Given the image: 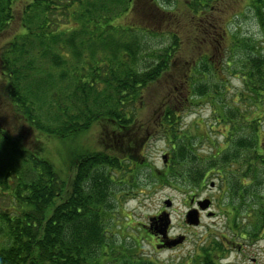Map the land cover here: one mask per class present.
<instances>
[{"label":"trees","instance_id":"1","mask_svg":"<svg viewBox=\"0 0 264 264\" xmlns=\"http://www.w3.org/2000/svg\"><path fill=\"white\" fill-rule=\"evenodd\" d=\"M237 2L246 3L264 31V0H0V198H6L7 203L5 208L0 207V264H154L136 255L132 245L118 242L114 237L117 233L108 226L114 207L110 184L116 182L113 171L121 170L119 158L104 150L85 153L77 158L72 175L62 179L43 155L45 148L37 142L34 147L26 145L21 137L7 130L3 120L11 114L12 107L30 126L63 142L90 119H96L103 126L101 138L109 133L111 141L117 143L118 136H124L122 149L129 153L133 144L127 133L134 114L127 117L121 111L122 97L136 101L143 88L175 65L181 39L177 25L186 18L201 33L211 34L204 53H192L187 66V76L193 84L191 97L195 100H186L196 105L208 102L214 108L225 145L213 143L211 151L201 156L194 150L195 138L179 125L182 109L176 111V106H168L159 112L157 124L174 145L170 167L156 178H171L177 186L193 181L201 187L212 172H218L223 175V184L230 188L227 195L232 207L228 212L237 218L247 206L246 194L252 193L259 203L257 217L264 224V201L258 197V189L264 188V146L260 136L264 49L254 42L256 39L239 32L233 33L230 45H224L230 30L223 19L229 10H223L220 17L216 12ZM212 32L217 34L215 40ZM147 35H165L168 40L148 51L149 58L143 50ZM215 43L223 44L218 47V64L209 52ZM97 47L102 48L99 52L104 56H97ZM68 48L78 58L84 53L91 56L89 73L99 81L84 78L88 77L81 73L84 67H77V76L68 83V73L56 78L35 65L45 57H51L57 65ZM231 75L240 78L243 87L231 97L227 89L225 97ZM60 81H66L63 87L73 84L77 89H68L62 101L53 97L50 104L43 103L44 91ZM187 83L182 85L183 93ZM98 84L108 91L110 105L103 104V111L88 105L92 95L87 92L98 90ZM79 101L85 109L72 106ZM45 106L48 117L56 121L70 107L78 111L68 114L69 124L63 128L51 127L39 116V109ZM256 111L262 115L254 114ZM37 134L39 142L43 133ZM114 148L111 142L108 150ZM193 157L206 165L198 163L193 167ZM182 167L186 174L177 171ZM249 178L251 182H244ZM237 196L242 200L235 202Z\"/></svg>","mask_w":264,"mask_h":264},{"label":"rangeland","instance_id":"2","mask_svg":"<svg viewBox=\"0 0 264 264\" xmlns=\"http://www.w3.org/2000/svg\"><path fill=\"white\" fill-rule=\"evenodd\" d=\"M223 10H229L226 12L225 19L223 20L228 23L227 25L230 30L228 37L224 40V45H230L233 40V33L239 32L243 36H251L256 39L254 42L264 49V31L259 27L253 13L247 8L245 2L228 3L226 7L222 6L220 9L218 8L216 11L219 14L218 17H220ZM197 20L199 21V19ZM177 27L180 29L177 33H179L181 39L175 65L161 78L152 81L148 87L143 88V92L140 93L136 101L128 100L124 95L122 97V103L120 104L121 111L127 117H131L134 114V123L128 129L130 133H127V137H130L129 140L133 144V149L129 153H124L122 149L126 140L124 136H118L117 143L111 141L109 133L105 134L103 139L101 138L103 126L96 119H90L89 124L79 127L80 130L77 133L75 131L72 137L67 138L63 142L51 137L50 133L41 132L35 129V127L30 126L26 121L22 120L19 114L13 111L12 107L11 114H8V117L4 118L5 120L3 121L8 125L7 130L11 134L21 137L26 145L34 147L37 142L39 143L38 145L44 147L43 155L62 179H67L69 175H72L73 168L78 164L77 158L85 153L104 150L108 151L109 156L119 158L121 170L119 168L113 171L112 176L116 177V182L110 184L111 203L114 204V207L111 210L112 217L108 222V226L112 232L117 233L114 237L118 239V242H124L125 246L132 245L135 247L134 253L139 257L145 256L144 258H148L149 260L151 256L157 260V264H187L184 259L186 255L183 256V254L191 250L196 243L201 242V246H206L208 243L216 241H225L226 247L237 246V243L243 245V250L241 251H232L227 248V253L224 255L226 260L241 257L242 254L249 256L255 250L252 248L254 245L251 243L257 241L264 242V239H262L264 237V224L262 225V221L257 217L256 207L259 206V203L257 202L256 195L252 193L246 194L247 206L235 218L233 214L228 212V207H232V199L227 195V190L230 188L226 183L223 184L224 178L221 177L223 176L222 174L212 172L201 187L196 183L194 185V182L191 180V183L187 182L181 184V186H177L176 182L171 178H156V176H161V172L165 173L170 167L169 159H171L172 145H174L170 142V136L163 132L162 126L157 124L159 112L168 106H176V111L180 110V108L182 109L180 110L181 121L179 125L183 127L185 133L195 138L194 150L201 156L205 157L211 151L213 143H216L217 146L225 145L221 134L222 126L217 124L214 118V108L208 102L196 105L186 100V97L195 100L194 97H191L193 84L187 76L189 73L187 66L193 56L192 53L196 55L204 53L209 43L206 41L211 39V34L201 33L194 26L193 22L187 18L181 24H178ZM194 28L197 29V32H194ZM216 37L217 34L212 32L213 40ZM167 43L168 40L165 35L161 37L147 35L143 46V50L146 51L145 57H150L146 54L148 51ZM223 44L215 43V47L209 51L210 54H214L216 63L219 58L218 47ZM101 49V47H97L96 53ZM63 55H65L63 60L58 62L57 65L52 63L51 57H45L40 61H36L35 65L41 67L45 73H51L56 78H60L61 73H68L70 75V79L66 80L68 83H73V80L77 76V67L85 68V71L81 73L83 75L88 74V77L84 76V78H87L89 81L92 82L94 79L100 80L99 77L90 76L89 69L92 66V58L89 54L84 53L82 57L78 58L77 55H72L71 50L68 48L67 52ZM97 56L104 55L102 52H99ZM183 77L188 82L184 93L182 92V88L186 82H183ZM227 80L229 83L224 89L225 97L227 96V89H229L228 97L241 91L243 81L240 78L231 75ZM66 81H60L49 90H45L44 94H42L44 95L42 102L50 104L53 101V97L62 101L68 95V89L72 91L77 89L73 84L63 87ZM96 87H98L99 91L91 90L87 92V95L89 93L92 95L91 102L88 105L93 106L98 111H103L105 109L103 104L108 103V91L100 84L96 85ZM174 90L176 93H174ZM77 95L79 98L82 97L80 90H78ZM54 102H57V100L55 99ZM114 102L115 99H113L112 105ZM62 105H64V102H62ZM74 105L81 109L86 108L80 101L76 102V104L72 103V106ZM52 106L55 107V105ZM243 109L247 110V107ZM52 110L54 109L52 108ZM77 111L78 109L75 107L72 110L70 107L69 112L63 114L60 120L56 121L48 117L47 107L45 106L39 109V116L44 121L50 123L51 127L59 126V128H63L69 124L68 114L70 115ZM248 112L252 114V108H249ZM254 114L262 115V112L256 111ZM250 119H252V116ZM83 121L86 120L83 119ZM262 125L263 129L260 132V136L264 146V115ZM37 132L43 133V137L39 139V142L37 141ZM111 142L115 148L108 150V145H111ZM185 144H188L187 140ZM192 163L193 167L198 165V163L206 165V163L198 162L196 157L192 158ZM235 166H239V164H235ZM130 167L132 170L129 169ZM122 170L126 172L123 173ZM177 171L186 174V168L182 167ZM251 181L252 179L249 178L244 182ZM258 190L260 193L258 197L263 198L261 201H264V188H259ZM200 191L202 192L200 201L205 200L204 197L207 196L213 199V203H210L209 209H202L198 202V207L195 208L205 212L202 214L199 224L191 227L187 225L188 221L185 214L194 209H189L190 196ZM5 199L0 198L1 208L6 207L7 203ZM168 199L172 202L169 207L165 202ZM240 199L241 197L237 196L235 202H239ZM164 212L168 214L166 215ZM157 215H159L160 219H164V222L169 221V225L171 223L172 227L169 234L178 242H180L181 235L188 237V248L172 247L157 249V239H153L148 234L149 227H151V219ZM257 220H259V224H257ZM230 227H235L236 229L232 230ZM161 229L165 230L164 223L161 225ZM167 234L168 227L166 234L161 233V235L164 237ZM138 239H140L139 242ZM170 241L173 240L171 239ZM140 253L143 255H139ZM188 263L198 264L195 262Z\"/></svg>","mask_w":264,"mask_h":264},{"label":"flooded vegetation","instance_id":"3","mask_svg":"<svg viewBox=\"0 0 264 264\" xmlns=\"http://www.w3.org/2000/svg\"><path fill=\"white\" fill-rule=\"evenodd\" d=\"M167 159H168V156H167ZM199 193H195V194H192L190 196L189 209L198 207V202L201 199L200 196H201L202 192L200 191ZM204 198H209L211 200V202L213 203L212 198L207 197V196H205ZM204 212L205 211H199L200 218H202V214ZM185 216H187V214H185ZM152 218L153 219L150 222L151 227H149L148 234L150 236H152L153 239H157V241H156L157 249H162V248L168 249V248H172V247H175V248H177V247L183 248L184 247V249L188 248L189 243H188V237L187 236L181 235V241L180 242H178L176 239H174V237H172L169 234L171 231V227H172V225L170 223V225L168 227V234H167V236L165 235L163 237L161 235V233H162L161 225L163 223H165L164 219H160L159 215L154 216ZM187 225H189L191 227L197 226L194 224H189L188 222H187ZM230 229L235 230L236 228L230 227ZM169 239L170 240L172 239L173 241L176 240V242H173V241L171 242ZM262 239H264V237ZM222 244H224V246H222ZM251 244L255 246V247L254 246L252 247L255 250H253L252 253L249 254V256L242 254L241 257H235V258L229 259V260H226V258L224 257V255H226V253H227V250L229 249L232 251H236V250L241 251V250H243L242 244L237 243V246L226 247L225 241H222V242L216 241V242L208 243V245H206V246H201L202 243L198 242L195 244V246H193V248L191 250L185 252L183 254V256L186 255L184 257V259L186 260L187 264H189L188 262H193V263L195 262L198 264H264V242L257 241L255 243H251ZM222 259L225 261L223 262ZM149 260L152 263L157 264V260L155 258H152L150 256ZM221 261H222V263H221Z\"/></svg>","mask_w":264,"mask_h":264},{"label":"water","instance_id":"4","mask_svg":"<svg viewBox=\"0 0 264 264\" xmlns=\"http://www.w3.org/2000/svg\"><path fill=\"white\" fill-rule=\"evenodd\" d=\"M165 202H166V205L168 207L171 206V204H172L171 200H169V199L166 200ZM210 203H211V200L209 198H205V200L199 201V205L202 209H206V208L209 209ZM164 213H166V215L168 214L167 212H164ZM162 215H163V213H162ZM186 217H187V221L189 224H194V225L199 224V222H200L199 209L194 208L193 210H190L187 213ZM152 219H151V221H152ZM168 223H169V221L164 223L165 230H162V233H164V234H166L167 227H169ZM179 241H181V239ZM173 242H176V240H174Z\"/></svg>","mask_w":264,"mask_h":264}]
</instances>
